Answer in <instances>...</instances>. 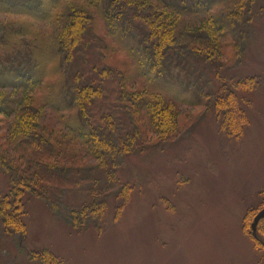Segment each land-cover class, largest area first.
I'll list each match as a JSON object with an SVG mask.
<instances>
[{"label":"rangeland","instance_id":"1","mask_svg":"<svg viewBox=\"0 0 264 264\" xmlns=\"http://www.w3.org/2000/svg\"><path fill=\"white\" fill-rule=\"evenodd\" d=\"M224 2L211 13L216 19L234 9ZM249 9L246 16L240 11L245 22L239 26L246 31L240 35L228 26L214 63L193 55L201 64L188 70L171 62L181 86L189 88L177 109L176 134L160 137L141 118L143 151L124 155L117 172L110 163L101 168L85 149L76 161L66 151L60 165L79 167L81 175L74 185L52 189L51 200L25 197L24 240L8 234L0 221V264H44L48 254L60 264H264V219L257 238L252 230L264 210V0ZM6 20L23 21L0 16V24ZM88 36L79 65L90 72L108 58L121 70L132 67L100 18ZM119 80L105 83V105L114 109ZM6 125L0 123V156L12 162ZM63 176L72 178L69 171ZM83 180V189L74 188ZM122 186L128 198H120ZM10 189L11 177L0 169V194ZM104 201L103 215L91 213ZM56 203L60 210L51 207ZM87 207L79 224L60 214Z\"/></svg>","mask_w":264,"mask_h":264},{"label":"trees","instance_id":"2","mask_svg":"<svg viewBox=\"0 0 264 264\" xmlns=\"http://www.w3.org/2000/svg\"><path fill=\"white\" fill-rule=\"evenodd\" d=\"M220 2L0 0V16L23 19L0 24V123L7 124L6 141L16 156L13 163L8 162V155L0 156V169L11 177L9 193L0 194V221L8 234L23 240L27 234L23 220L26 196L51 200L52 189L76 183L80 168L60 165L66 151H70L71 161H76L85 149L101 168L110 163L117 172L124 155L143 151L142 119L160 137L176 134L177 109L189 88L181 86L179 74L170 70L171 62L188 70L199 63L193 55L203 58V63H214L222 54L223 38L229 36L230 28L240 35L246 31L239 26L241 20L245 22L240 11L246 16L255 0H225L224 6H231L234 12L216 19L211 13ZM97 18L132 67L121 70L108 58L94 69L89 64L90 72L79 65ZM109 78L120 79L115 109L105 105ZM136 85L140 88L135 91L131 87ZM127 125L136 132H127ZM64 171L71 173L70 180L65 179ZM85 183L79 181L74 188L83 189ZM114 184L121 186L119 179ZM120 190V198H128V187ZM96 204L91 213L103 215L107 202ZM60 206L51 207L57 211ZM88 210L67 208L60 214L72 216L79 224ZM43 261L60 264L50 254Z\"/></svg>","mask_w":264,"mask_h":264},{"label":"water","instance_id":"3","mask_svg":"<svg viewBox=\"0 0 264 264\" xmlns=\"http://www.w3.org/2000/svg\"><path fill=\"white\" fill-rule=\"evenodd\" d=\"M264 219V210H262L255 218L254 223L252 224L253 236L257 238V226Z\"/></svg>","mask_w":264,"mask_h":264}]
</instances>
